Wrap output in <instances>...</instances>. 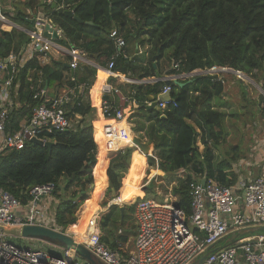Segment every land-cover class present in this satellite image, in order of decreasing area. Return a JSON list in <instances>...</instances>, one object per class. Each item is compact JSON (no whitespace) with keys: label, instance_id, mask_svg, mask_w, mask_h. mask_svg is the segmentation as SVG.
<instances>
[{"label":"trees","instance_id":"trees-1","mask_svg":"<svg viewBox=\"0 0 264 264\" xmlns=\"http://www.w3.org/2000/svg\"><path fill=\"white\" fill-rule=\"evenodd\" d=\"M57 6L72 11L80 22L63 12L54 11L51 5L39 0H29L31 16L20 12L14 20L28 23L33 18H47L63 35L62 44L83 50L88 58L102 67H106L113 58L114 72L138 79L155 76L156 68H160L164 59L177 66L167 72L170 75L228 68L258 82L257 74H264V0H59ZM115 29L126 42L127 57L130 55L129 47L142 41L149 46L147 57L129 60L117 55L109 37ZM29 41L25 33L0 30V59H5L10 53H19ZM65 72L64 63L50 60L42 64L37 57L20 69L11 87L15 105L20 106L14 107L9 116V131L18 130L20 123L30 118L32 111L41 103L33 96L45 86L68 89L80 83V80L66 81ZM93 75L94 72L87 83H93ZM16 84L19 88L14 92ZM164 86L159 82L153 87H137L136 97L146 99L150 94L157 95ZM223 88V82L217 76H195L190 85L171 88L170 97L176 107L170 106L161 112L141 109L158 127L153 154L148 158L150 166L158 161L160 171L167 176L174 177L181 169H192L195 175H205L222 185L235 183V176L228 173L230 161L218 150L222 141L223 113L215 109L214 100L220 98ZM261 88L264 92V84ZM260 99L264 107V96L261 95ZM92 112L88 104L74 105L71 114L89 116V121L81 120L79 125L63 133L38 135L39 141L51 145L49 148L28 142L20 150L7 149L0 153V189L26 204L30 199V188L53 183L54 197L59 200L54 214L55 224L62 233L75 238L82 235L84 222L95 212L97 201L87 202L83 220L79 221L76 210L87 199L88 192L94 189L93 195L100 198L104 190V153L100 154L97 166L100 143L105 151L117 150L109 154L107 161L106 194L110 199L112 191L114 197L127 192L128 180L121 190L122 171L127 167L130 154L136 152L130 148L119 151L117 148L122 147L117 143L120 138L118 128H110L105 122L97 126H105V131L100 128L103 136L95 134L91 124L94 119ZM140 159L136 152L132 166ZM93 170L98 180L94 188ZM191 180L187 177L180 181V186L173 191L177 206L186 214L190 207L188 184ZM138 184L133 180L132 189ZM142 191L145 192L142 201L154 198L151 187ZM134 208L130 207L125 213L123 222ZM116 211H119L118 207H110L101 218L102 225L108 227L115 222ZM126 240V236L120 237L117 244L109 243L107 246L124 254L118 247Z\"/></svg>","mask_w":264,"mask_h":264},{"label":"built area","instance_id":"built-area-1","mask_svg":"<svg viewBox=\"0 0 264 264\" xmlns=\"http://www.w3.org/2000/svg\"><path fill=\"white\" fill-rule=\"evenodd\" d=\"M44 3L52 5L53 0H45ZM58 8L64 9L63 6ZM0 21H5L2 11ZM31 21L34 26V31L28 35L31 43L22 53H10L5 59H0V73L5 77V88L0 90V153L7 149L20 150L31 139L39 140L38 135L42 133H63L72 129L64 106L79 105V101L91 93L100 95L102 119L124 120L122 102L125 99L119 89L108 83V79L118 77L113 71L112 58L106 67H100L98 71L105 81L80 83L55 98H49L46 90H40L33 99H39L41 103L32 111L30 118L18 130L9 131V116L16 107L11 93L13 79L36 55L43 56L40 62L44 64L48 59L50 40H53L51 32L47 31L49 37H46L45 31H40L42 23L39 18ZM42 21L56 33L57 39L62 38L59 29L49 19ZM109 37L117 55L127 58L126 42L119 31L113 30ZM84 58L83 51L72 49L70 70L80 69L82 63L86 65ZM176 76L180 75H173L171 79L176 80ZM122 79L124 83L130 82L125 77ZM171 88L165 85L160 95L171 94ZM115 96L119 97L120 106L116 105ZM156 103L160 110L176 107L172 99L166 102L157 100ZM186 171H177L176 177L182 180L192 178L188 184V214L177 206V198L171 193L165 195L161 202L155 199L138 202L133 212L136 227L133 248L124 254L102 243L99 217L95 214L86 223L82 245L101 264H264V234L258 233V229L264 227V163L259 166L258 175L240 177L232 185H222L205 175L197 176ZM54 191L53 183L33 186L28 191L29 201L22 204L0 189V225L43 226L57 230L55 216L49 207ZM9 239L0 235V264H86L73 251L58 245L32 240L41 245L33 246L29 245L31 240L26 239L23 240L26 245L18 246ZM202 257L204 259L199 263Z\"/></svg>","mask_w":264,"mask_h":264},{"label":"rangeland","instance_id":"rangeland-1","mask_svg":"<svg viewBox=\"0 0 264 264\" xmlns=\"http://www.w3.org/2000/svg\"><path fill=\"white\" fill-rule=\"evenodd\" d=\"M37 13L38 12L34 14L36 15ZM161 63L166 64L164 63V60ZM168 65L169 64H167L166 66L169 67ZM214 69L216 71L221 70V68ZM223 69L227 70L228 68ZM210 75L217 76L218 79L222 80L224 87V92L222 96L214 100L216 109L223 113L220 129L222 133V141L220 146L218 147L219 152L228 161H230L231 164L237 163L238 161H243L245 163L259 165L260 160L264 161V107L263 103H261L259 99L260 92L258 91V89H255V86H253L247 80L241 78L240 76L234 73L219 72L212 73ZM257 79H259L258 82H255L253 79L251 80L261 88V85L264 84V74L259 72L257 74ZM262 95L264 96V94ZM123 126L126 127V124H124ZM132 144L133 143L129 139L124 138L122 141L121 149L123 150L131 148L133 147ZM132 158L133 155L131 153L128 159L127 167L125 170L122 171L123 181L121 185V190H123V186L128 180L126 184L127 192H125L127 193V195L119 204L115 203V206L119 208V211H116V213L114 214L115 222L113 221V223L109 224L108 227L102 225L101 218L106 213L104 212V209L107 208V205L111 200L107 194L103 197L100 196V198L99 196L93 195L94 189L88 192L87 199L84 200L76 210V216L78 217L79 221L83 220L85 212L87 210V202H91L92 199L96 200L97 203L95 214L98 215L101 219V222L98 223V228L101 233V236L103 237V241H105V243L107 244H117L119 242L120 237L126 236V242L124 244L119 243L118 247L119 250H123L124 253L132 250L133 248L134 239L136 236V228L133 218V212L128 213V217L125 219L124 222L122 218L124 217L125 213L127 214V211H129L130 207L134 208V206L138 202L144 199L145 192L142 191V189L146 187H151L153 194L152 197L159 196L160 198L157 197L159 199L157 201L161 202L162 199H164L165 195H167L168 193H172L173 195L174 189L178 188L181 183L180 181H182V179L180 178H177L175 176H167L168 174L162 173L160 177L155 178L151 183H149V178L152 177L151 170L152 168H155V164L150 166L148 163L149 157L145 158L144 160V158L141 156V159L137 162V164L132 166ZM132 172L134 175L130 174ZM188 172L189 171H186V173ZM133 180H137L139 184L136 188L132 189ZM94 183L96 186L97 182ZM76 202H78V200ZM58 203L59 200L54 197L53 202H51V205L56 206L58 205ZM55 206H52V210H54ZM121 209H123V217L121 216ZM86 223L87 221L84 222L85 226ZM85 226L83 227L82 235L80 236V238L77 239L82 238L83 234L85 233ZM56 228L59 231L61 229L58 226ZM258 233L264 234V231H260ZM73 238H75V236ZM10 239L18 246L26 245L24 244V239ZM80 243H82V241ZM36 244L37 246L41 247L39 242L36 243V241L32 240L31 244L29 245L36 246Z\"/></svg>","mask_w":264,"mask_h":264},{"label":"crops","instance_id":"crops-1","mask_svg":"<svg viewBox=\"0 0 264 264\" xmlns=\"http://www.w3.org/2000/svg\"><path fill=\"white\" fill-rule=\"evenodd\" d=\"M39 1L43 4H45L44 3L45 0H39ZM28 2H29V0H0V11H2L3 15L5 16V21H3V22L0 21V30L1 31L11 32L12 30H16L18 32L25 33L27 36L30 35V33L34 31V26L32 24V21H29L28 23H22V22H18V21L14 20L17 17L18 13H20V12L27 15V17L32 15L31 10L28 8ZM115 30H117V29H115ZM29 40H30V38H29ZM63 40H64L63 35H62V38H59L57 40H54V39L50 40V45H49L50 47H49L48 53H47L48 59L45 63H48L50 60L56 61L59 63H64L66 65V69H67V72H65L66 81L69 79V81H71V82H78V80H80V83L90 82L89 76L91 75L92 72H94V75L92 77L93 82L105 81V78L104 77L101 78L100 75L98 74L99 68L102 66H100L98 63L93 61L91 58H88L86 53L83 50H81V51H83L85 54L84 60L86 61V65L84 63H82L80 69L75 70V71L70 70V68H69L70 51L72 49H78V48H75L73 46H70V47L65 46L64 44L61 43ZM30 43H31V41H29V43L27 45H25V47L28 46ZM25 47H23V49L20 51V53H22L25 50ZM129 48H130L129 49L130 55L126 59L132 60L133 57H139V56L147 57V55H148L149 46L147 45L146 42L142 41L140 43H136L132 47L130 46ZM15 54H17V53H15ZM126 56H127V54H126ZM36 57L38 58V60L43 59L42 58L43 56H41L40 54L36 55ZM164 63H166V64L161 63V66L158 69L156 68V66H154L156 68L155 76L147 78V79H138L136 77H130L128 74L126 75V74L118 73V72H114L117 74V76H118L117 78L108 79V83L110 85H112L114 88L119 89L120 95L125 99V101L122 102V107L124 110L125 119L122 121H119V120L105 121L104 119H102L100 111H99L100 95L98 93H91L86 98L79 101V104L85 103V104H88V106H90L92 108V111H93L92 115L94 116V119L91 121V124L93 127V131L95 134L100 135L101 137L103 136V132L100 130L99 127H97V126L101 125L99 123L104 124V122L105 123L106 122H113V124H121L123 122L124 124H126V127L122 126V128H124L123 131L128 136H130V137L132 136L133 141L138 140L141 144L149 147V153L148 154L142 153L136 146H134L135 145L134 142L132 144L133 147L130 148V149L136 150V152L138 150L137 153L140 156H142L144 158V160H145V158L152 157L153 149L155 147V141H156V138L154 135H156V130L158 127H157L155 122L150 120L148 118V116L141 111V109H144L145 112L149 111V110H147V107H149V105L152 102L155 103L158 100L160 93L157 95H151L150 94L146 97V99H142V98L137 99L135 90L137 87H140V86H142V87L143 86L144 87L145 86L153 87L156 83H159V82L164 84L163 79L165 77H173V75H170L167 72H170L172 69H175L174 65L172 63L171 64L167 63L166 60L164 61ZM167 64H169L168 65L169 67L166 66ZM85 66L88 68L87 71H85L83 68ZM123 77H125L126 79H129L130 82L124 83V81L122 79ZM4 78L5 77L3 76V74L0 73V81L2 82V83H0V90L5 88L4 83H3ZM176 80H178V82L181 84H185L187 81H189V83H186L182 87L174 86L176 88H183L185 86L190 85L193 82V78L187 77L185 75L176 76ZM80 83L78 82V84H80ZM18 88H19V86H18V84H16L15 88H14V92H17ZM255 89H258V91L260 92L259 93L260 96L262 94H264L262 88H260L259 86H258V88L255 87ZM44 90H46V95L49 98H55V97L60 96L65 90H67V88L66 87L65 88H57L54 86H51V87L45 86ZM223 92H224V88H223ZM223 92H222V94H223ZM222 94H221V96H222ZM113 99L115 100L116 105L120 106L119 97L115 96V97H113ZM259 99H260V97H259ZM260 101H261V99H260ZM19 106L20 105L16 104V107H19ZM64 109H65V112L67 113L69 119L71 120L73 127L79 125L80 124L79 122L81 120L89 121V119H90L89 116L82 117L79 114H71L73 107L70 105L64 106ZM219 112H221V111H219ZM69 114H70V116H69ZM22 123H24V121ZM22 123H20V125ZM124 138L125 137H122L120 135V138L117 140V143L119 145H122V141ZM117 149L119 151L125 150V149L122 150L121 148H117ZM199 149L200 150L202 149L201 145H200ZM105 150L106 149L100 143L98 157H97L98 158L97 166L99 164L100 154L104 153L103 154V157H104L103 158L104 159V190L101 194L102 197L106 195V191H107V187H108V182L106 179V169H107L108 156H109V154L117 152V150H115V151H105ZM136 152L133 151L132 155H134ZM263 163H264V161H261V160L259 162V165H255V164L253 165L252 163L249 164V163H245L243 161H238L237 163L231 164V169L229 170L228 173L234 175L236 180L240 177L246 178L249 174L252 177H254V176L258 175L259 166ZM247 164H249V166H246ZM187 171H189L188 174H194L192 169H189ZM151 173H152V177L149 178V181H148L149 183H151L155 178H158L162 175L163 172H161L159 169L158 161L155 162V168H152ZM173 176L176 177V173ZM93 177H94V182H98V180H96V178H95L94 170H93ZM93 185H94L93 186V188H94L95 183ZM114 196L111 194V199H110L111 201H113V206L116 205L115 201H114L116 199V197H114ZM157 197L160 198L159 196H157ZM157 197H154L153 199L156 200V199H158ZM150 199H152V198H150ZM64 200H66V199H64ZM109 203L107 205V208L104 209V212H106L109 209L108 208ZM52 206H55V205H51V204L49 205L50 211H51V213L55 214V208H57V205L55 206L54 210H52ZM93 215H95V212L91 216H93ZM99 220H100V218L98 219V223H99ZM99 233H100V231H99ZM100 236H101V233H100ZM102 243L107 246V243H105V241H103Z\"/></svg>","mask_w":264,"mask_h":264},{"label":"water","instance_id":"water-1","mask_svg":"<svg viewBox=\"0 0 264 264\" xmlns=\"http://www.w3.org/2000/svg\"><path fill=\"white\" fill-rule=\"evenodd\" d=\"M59 0H53V4L51 5V8L54 10L56 9V11L59 12H63L66 16L68 17H72L75 20H77L78 22H80L74 15L72 11H68V10H63V9H59L57 6ZM42 26L40 27V31L44 30V36L49 37V35L47 34L48 32H51V38L54 40H57V35L56 33L48 26V25H43V21L41 19V17H39ZM85 71L88 70V68L85 66L83 67ZM219 72H230V73H234L238 76H240L241 78L247 80L249 83H251L253 86L257 87L258 86L251 80L249 79L247 76H245L244 74L234 71V70H219L216 71L215 69L213 70H206L203 72H195V73H191V74H187L185 76L187 77H191L194 78L195 76L201 75V76H206V75H210L212 73H219ZM164 85L166 86H170V87H182L184 86L186 83H189V81H187L185 84H181L178 82V80H174L171 79V77H165L163 79ZM171 99L170 97V93H166V94H162L159 95L158 97V101L161 102H166L169 101ZM156 110L158 112H161V110L157 107V103L152 102L149 107H147V110ZM205 125V123H204ZM207 134L209 136V130L206 129ZM31 143H35L38 144L40 146H44V147H51L50 144L47 143H42L41 141L37 140V139H31L30 140ZM134 144L135 146L144 154H148L149 153V147L145 146L143 144H141L138 140H134ZM112 195L114 196L115 193L112 191ZM113 206V201H111L109 203L108 208ZM121 216L123 217V209H121ZM258 231H264V227H260L258 229ZM0 235L5 236L7 238H18V239H30V240H39V241H44L47 242L49 244L52 245H58L60 247L69 249L71 251L74 252V254L83 262H85L86 264H101L99 261H97L92 255L91 253H89V251L82 245V243L76 241L75 238L62 233L61 231L58 230H54V229H50L47 227H43V226H26V227H5V226H1L0 225ZM204 259V257H202L201 259H199V263L202 262V260Z\"/></svg>","mask_w":264,"mask_h":264},{"label":"bare ground","instance_id":"bare-ground-1","mask_svg":"<svg viewBox=\"0 0 264 264\" xmlns=\"http://www.w3.org/2000/svg\"><path fill=\"white\" fill-rule=\"evenodd\" d=\"M133 82H134V81H133ZM105 125L108 126V127H110V128H118V131H119V133H120V135H121L122 137H125V138L129 139L132 143L134 142L133 139H132V137L128 136V135L123 131V128H122V126L124 125L123 122H122L121 124H113V122H106ZM100 128L102 129V131H105L104 126H101ZM126 195H127V193H124L122 196L117 197V198L114 200L115 203L119 204V203H120V202L126 197ZM82 230H83V227H82L81 231H82ZM75 239H76V241H79V242H81V241H82V242L85 241L84 234H83V236H82L81 239H77V238H75Z\"/></svg>","mask_w":264,"mask_h":264}]
</instances>
